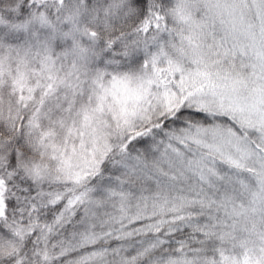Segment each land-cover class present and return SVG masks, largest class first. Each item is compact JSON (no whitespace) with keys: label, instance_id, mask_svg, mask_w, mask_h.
<instances>
[{"label":"snow or ice","instance_id":"6c2138e0","mask_svg":"<svg viewBox=\"0 0 264 264\" xmlns=\"http://www.w3.org/2000/svg\"><path fill=\"white\" fill-rule=\"evenodd\" d=\"M0 264H264V0H0Z\"/></svg>","mask_w":264,"mask_h":264}]
</instances>
